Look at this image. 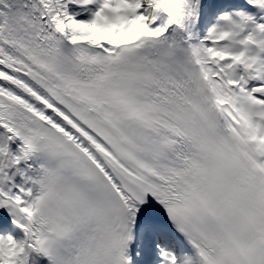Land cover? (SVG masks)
Returning a JSON list of instances; mask_svg holds the SVG:
<instances>
[{
  "label": "snow or ice",
  "instance_id": "snow-or-ice-1",
  "mask_svg": "<svg viewBox=\"0 0 264 264\" xmlns=\"http://www.w3.org/2000/svg\"><path fill=\"white\" fill-rule=\"evenodd\" d=\"M0 264H264V0H0Z\"/></svg>",
  "mask_w": 264,
  "mask_h": 264
}]
</instances>
